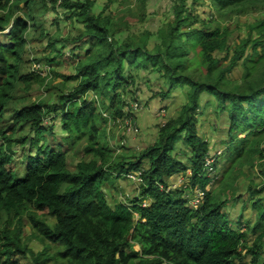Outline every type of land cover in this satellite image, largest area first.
Wrapping results in <instances>:
<instances>
[{
	"label": "trees",
	"instance_id": "16d2710c",
	"mask_svg": "<svg viewBox=\"0 0 264 264\" xmlns=\"http://www.w3.org/2000/svg\"><path fill=\"white\" fill-rule=\"evenodd\" d=\"M206 1L223 17L264 6V0H193V5ZM48 2L83 25L76 43L84 56L78 60L77 76L68 79L77 85L61 96L60 105L34 103L7 120L19 88L23 85L30 93L50 77H42L39 70L25 72L31 30L39 33L41 41L47 40L45 63L52 66L65 55L56 50V42L41 25L33 24L35 7L41 4L47 10ZM187 2H172V22L163 23L157 33L119 38L110 18L96 16L92 0H0L1 264H21L14 260L17 257L29 264H51L55 259L50 248L35 252L26 243L27 220L37 238L59 249L56 260L66 264H236L246 256L251 258L246 264H264V184L260 191L251 190L256 222L249 221L246 231L236 229L227 210L229 202L219 196L221 189L210 190L206 164L220 157L212 155L198 122L201 108L216 104L218 112L229 118L225 155H230V170L257 155L264 163L260 149L264 145V17L249 26L246 38L232 45L236 30L215 28L213 17L201 22ZM154 37L158 42L152 44ZM195 57L199 64H194ZM239 68L241 78L233 83L230 77ZM142 73L156 75L162 82L157 95L163 101L183 89L187 102L161 126L153 145L130 158L113 150L98 123L97 110L100 103L106 110L115 109L114 119L122 118L124 96ZM91 95L102 101L86 100ZM204 95L212 98L205 106ZM50 117L60 120L66 150H55L46 141L53 134L46 125ZM8 121L11 127L6 126ZM245 133L246 138L239 140ZM81 145L86 158L71 171L69 151ZM179 145L185 161L175 154ZM27 146L37 154L28 155L21 170L14 161L16 148ZM138 172L143 181L139 195L129 197L128 203L111 204L107 184L116 187L115 182L130 181L129 175ZM182 177L185 183H175ZM224 178L229 179L228 171ZM192 200L199 204L193 206ZM48 218L55 222L50 224ZM250 235L256 237L252 246Z\"/></svg>",
	"mask_w": 264,
	"mask_h": 264
},
{
	"label": "rangeland",
	"instance_id": "374dc122",
	"mask_svg": "<svg viewBox=\"0 0 264 264\" xmlns=\"http://www.w3.org/2000/svg\"><path fill=\"white\" fill-rule=\"evenodd\" d=\"M62 1V0H61ZM77 1V0H73ZM95 1L94 13L96 16H103L104 18H110L111 26L116 28L119 38L127 37H142L145 32L157 33L158 28L166 21L172 22L171 9L174 0H92ZM208 2V1H206ZM209 3V2H208ZM198 5L195 8L193 0H188V7L195 9L194 12L198 16L201 22L209 20L211 17L215 18V28L219 25L221 27L230 26L231 30H236L231 37L230 44L237 45L241 39L246 38L249 32V26L264 17V6H259L243 13H234L229 17H223L218 12L213 10L210 3ZM36 12L33 16V24L41 25L46 33L51 36L52 40L56 42L55 47L57 51H61L65 54L62 58H59L54 65L50 66L45 63L44 57L49 54L47 50V40H40L38 32L31 30L29 38V48L27 55L25 56V63H27V69L44 71L41 73L42 77L50 75L49 80L44 85H35L33 90L28 93L25 92L23 85L19 88L15 95L14 101L10 104L7 120L16 112L21 110L24 106H29L34 103L46 104L50 106L60 105L61 96H67L74 86L77 85L76 81H70L68 79L74 78L78 74L77 63L81 56H84L82 50L80 51V43H76L78 37L83 31V25L76 21V18L69 20L66 13L62 9L54 10L51 3L48 2L47 10L44 5L39 4L35 7ZM193 11V10H192ZM104 13V14H102ZM115 25V26H114ZM3 37H0V40ZM75 40V41H73ZM153 44L158 42L154 37L150 40ZM150 48V45H149ZM50 51V50H49ZM53 51V50H52ZM57 56L56 54L54 55ZM79 56V58H78ZM194 57V56H193ZM200 60L197 57L194 58V64H199ZM227 64V63H226ZM34 71V70H33ZM36 72V71H35ZM242 75V70L239 68L231 75L230 80L234 82L239 80ZM141 78L134 87H132L124 96L121 110L123 117L114 119L115 109H104L101 104H98L97 115L99 117V125L103 132L106 134L109 144L117 153H125L127 157H135L142 150L153 145L158 137L160 128L170 118L175 117L180 109L187 102L186 90H177L176 93L163 101L162 98L157 95L163 86L162 82L157 81V76L147 73H142ZM133 93V94H131ZM102 101L100 97L91 95L86 100ZM212 100L211 96L204 95L202 99L203 106L205 103ZM139 103L137 117L135 119L134 130L131 131L126 122L130 119L131 115L127 114L130 111L131 106L135 103ZM215 104V103H214ZM60 108V107H59ZM61 110V108L59 109ZM133 116V115H132ZM103 118L105 120H103ZM199 132L203 139L210 142L212 149V155L218 156L220 159L212 158L206 164L209 168L208 179H211V189L220 188L219 196L223 200H227V210L230 218L233 220L234 227L242 231L248 229V222H256V215L252 208L251 190L260 191L264 184V163L260 161L258 155L253 156L252 161L243 165H238L235 169L230 170V155L226 154V143L228 144L229 138V118L227 114L218 112L217 105H209L201 108V112L198 116ZM11 124L9 121L6 123L8 127ZM47 127L53 128V134H48L46 141L48 145L55 150L60 147L66 150V144L64 138L66 134L61 129L60 120H55L50 117L46 122ZM4 129H8V128ZM28 132H23L26 135ZM248 133L242 134L238 139L244 140ZM21 135L19 134V137ZM234 146V143H230ZM126 146V147H124ZM81 145L74 151H69L68 154V167L71 171H74L75 165L78 161L86 158L83 153ZM260 149L264 150V145ZM186 151V149H185ZM36 155L37 151H30V146L26 148L17 147L15 162L19 163V167L22 170V163L26 161L28 155ZM175 154H178L180 159H183L181 145L177 146ZM223 154V156H222ZM222 158V159H221ZM233 158V156H232ZM185 161V159H183ZM218 161V167H215V163ZM210 165V166H209ZM228 171L229 179L224 178V174ZM191 174V173H189ZM22 175V174H21ZM133 180V179H132ZM117 181L116 187H112L110 183L106 188L111 190L108 201L115 205L117 202L124 200L127 202L131 198L139 195L138 188L140 184L134 181ZM181 181V182H180ZM175 182V181H174ZM185 183L184 177L180 178L177 184ZM174 184L172 183V186ZM224 186V187H223ZM140 191V190H139ZM251 195V196H250ZM257 197L262 198V194H258ZM232 198L237 199L236 202ZM258 198V199H259ZM128 203V202H127ZM193 206L199 204V200L191 201ZM146 203L143 204V206ZM130 205V204H128ZM129 207V206H128ZM27 219V218H26ZM50 224L55 221L51 218L47 219ZM254 236L250 235V246L255 241ZM24 239L26 243H30L29 246L35 252H41L50 248V254L55 255L51 264H66V262L56 260V254L58 248L52 244L49 240H42L41 237H36V231L29 220L25 222L24 226ZM21 264H29V260L26 258H15ZM251 258L246 256L244 260L236 264H246ZM1 264V261H0Z\"/></svg>",
	"mask_w": 264,
	"mask_h": 264
},
{
	"label": "built area",
	"instance_id": "2783aa9c",
	"mask_svg": "<svg viewBox=\"0 0 264 264\" xmlns=\"http://www.w3.org/2000/svg\"><path fill=\"white\" fill-rule=\"evenodd\" d=\"M139 108V103H135V104H133L132 106H131V109H130V111H127V112H129V113H131V116H130V119L126 122V126L131 130V131H133L134 130V125H135V118L132 116V115H134V113L136 114L137 112H138V109ZM210 166V165H209ZM129 179H133L132 181H134L135 182V184L136 183H138V184H141L143 181H142V172H138V173H133V174H130L129 175ZM181 182V181H180ZM180 182H179V184H180ZM200 195V197H202V193H200L199 194Z\"/></svg>",
	"mask_w": 264,
	"mask_h": 264
},
{
	"label": "clouds",
	"instance_id": "9594fccd",
	"mask_svg": "<svg viewBox=\"0 0 264 264\" xmlns=\"http://www.w3.org/2000/svg\"><path fill=\"white\" fill-rule=\"evenodd\" d=\"M10 32V28L8 29V30H6L3 34H8ZM0 37H1V35H0ZM34 71H38V70H35V69H33ZM41 73H43L44 71H40ZM46 77V76H45Z\"/></svg>",
	"mask_w": 264,
	"mask_h": 264
}]
</instances>
